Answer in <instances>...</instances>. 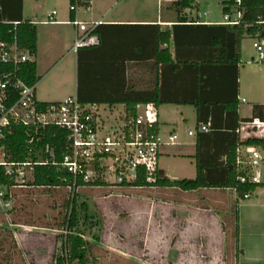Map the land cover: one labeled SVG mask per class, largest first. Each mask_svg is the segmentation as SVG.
I'll use <instances>...</instances> for the list:
<instances>
[{
	"label": "crops",
	"instance_id": "1",
	"mask_svg": "<svg viewBox=\"0 0 264 264\" xmlns=\"http://www.w3.org/2000/svg\"><path fill=\"white\" fill-rule=\"evenodd\" d=\"M83 1L80 0L79 4L83 5ZM89 1V6L83 5L87 13L80 12L78 7L71 11L69 7L57 12L53 22H47L49 13L29 12L26 0H22L20 7L17 0H0L1 21L36 22L35 57L39 78L36 97L39 101L49 103L68 96L78 97L81 88L83 99L102 101L101 104L108 105L112 110L113 107H121L125 111L124 104H111V101L131 89L151 91L158 83L159 92L167 101L158 108V132L164 141H167L169 134H177L174 145L162 146L160 158L173 156L190 159L195 164L197 134L200 129L197 127L198 112L193 102L202 104L201 119L213 117L215 124L223 129L226 125H235L241 119L257 118L264 121V101L256 96L246 95L242 89L243 43L247 36L241 43L240 63L237 66L228 64L227 59L236 52V48H233L236 45L232 46L233 37L228 30L211 27L227 25L223 23L224 20L211 18L212 15L208 12L194 13L193 6L183 11L182 15L188 21L178 22L179 15L172 6L176 0H158L156 11L149 15H144L141 4L137 6L136 0ZM75 19L87 22L90 26L99 22L98 34H95L101 36V44L74 50V42L82 32L71 23ZM160 32L170 33V42L158 48ZM167 48L172 61H168L165 56L157 64L158 52ZM228 49L229 53L225 52ZM252 60L255 61L254 56ZM235 97L238 100L237 112L223 110L224 105ZM167 111L173 116L169 117ZM189 112L192 113V128L185 125L189 123ZM189 131L194 134L190 135ZM252 135L264 137L256 130L252 131ZM220 145L222 144L218 145V157L223 156L220 154L223 153V146ZM159 168L170 178L163 166L159 165ZM261 183L264 184L262 179ZM209 190H220L227 198L226 201H219L216 197L206 196L215 208L207 204L208 199L203 206L198 204L203 221L218 214V207L229 204L231 196L233 200H237L236 191L231 188H201L191 192ZM257 192L264 193V186L258 187L252 194ZM250 198L251 196L247 199ZM203 199L205 200L204 197ZM190 211L195 212L193 209ZM216 219L218 220V216ZM239 229L238 242L242 247H238L240 251L237 249L236 264L264 263V242L250 244L245 241L241 215ZM198 232L201 234L199 238L189 233L184 236L185 240H179L178 247L174 243L170 246V264H218V254L222 255V251L216 244L211 245L208 229ZM142 261L139 262L151 264L149 261Z\"/></svg>",
	"mask_w": 264,
	"mask_h": 264
},
{
	"label": "rangeland",
	"instance_id": "2",
	"mask_svg": "<svg viewBox=\"0 0 264 264\" xmlns=\"http://www.w3.org/2000/svg\"><path fill=\"white\" fill-rule=\"evenodd\" d=\"M136 1L137 6L141 4L144 15L158 7V0ZM224 1L228 0H197L192 10L201 14L208 12L211 18L223 21ZM70 6V0H26L27 10L31 13L60 12ZM75 6L80 12L87 13L83 5L77 3ZM256 40L245 37L241 84L246 95L264 101V61H259L253 47ZM120 115L124 116L125 111L113 107L111 120ZM167 115L173 116L170 111ZM187 117L189 123L185 125L192 128V113L189 112ZM262 155L264 157V150ZM159 165L172 179L194 178L197 172L196 164L190 159L162 156ZM257 171L264 181V160ZM73 194L74 190L65 187L15 190L13 208L0 211V264H57L58 256L65 257V264H78V261H71L67 243L74 234L82 235L87 242V264H141L139 261L142 260L151 264H170L168 251L173 243L178 247L179 240H185L184 236L192 233L199 238L198 231L207 229L211 245L216 244L222 251V255L218 254V264H236L237 249L242 247L236 237L237 208L243 220L245 241L250 244L264 242V193H254L250 199H240L238 204L231 196L229 204L219 206L218 214L204 221L200 218L198 204L203 206L208 199L206 196L226 201L224 192L103 186L80 189L75 197ZM207 204L215 208L209 199ZM73 207L78 215L75 227L70 226ZM192 209L195 212L190 211Z\"/></svg>",
	"mask_w": 264,
	"mask_h": 264
},
{
	"label": "built area",
	"instance_id": "3",
	"mask_svg": "<svg viewBox=\"0 0 264 264\" xmlns=\"http://www.w3.org/2000/svg\"><path fill=\"white\" fill-rule=\"evenodd\" d=\"M240 3L241 0H237V6ZM82 4L89 6L90 1L84 0ZM75 5L70 6L71 11L77 9ZM237 6H234V11L224 14V24H240L243 12ZM56 14L57 10H53L46 21L53 22ZM10 23L13 26L11 39L0 36V65L7 68L0 71V143L13 133L15 127H25L29 144L36 143L31 147L32 152L43 140L40 133L49 127L63 129L66 139L61 161L56 148L49 143L35 151L38 159L28 157L23 161L11 160L5 147L0 146V166L12 181L10 185H0V211L13 208L14 191L17 189L48 188L31 184L37 165H61L67 170L71 177L67 185L52 188L74 190V197L77 191L84 188L129 186L140 174H144L149 182L155 181L162 146L174 145L177 140V134L171 133L164 141L156 130L158 108L153 104H139L136 116L127 117L125 113L111 120V107L108 109V105L101 103L81 102L77 96L42 103L36 97V83L29 84L21 76L22 64L36 62L35 54L19 43L17 29L22 22ZM71 23L82 31L74 42V50L100 44L98 35L93 33L99 22L90 26L75 19ZM263 41L257 39L253 44L260 62L264 61ZM209 129V123L200 127L202 132ZM253 130L264 135V121L255 118L242 122L237 132L245 140L253 136ZM189 134L194 132L189 131ZM263 160L261 147L239 145L237 166L248 172L247 177L242 176L240 181L260 183L257 169ZM250 196L251 193L245 194L244 199Z\"/></svg>",
	"mask_w": 264,
	"mask_h": 264
},
{
	"label": "trees",
	"instance_id": "4",
	"mask_svg": "<svg viewBox=\"0 0 264 264\" xmlns=\"http://www.w3.org/2000/svg\"><path fill=\"white\" fill-rule=\"evenodd\" d=\"M80 0H70L72 6L79 3ZM19 7L22 5V0H17ZM196 0H176L172 3L173 8L177 12L178 22H186L187 17L183 16V11L188 8H192ZM1 5V2H0ZM224 13L232 12V7L237 6V0H228L223 2ZM239 10L243 12L241 22L238 25H218L211 26L212 28L228 30L233 37V48H236V52L232 57L227 59L228 64L237 66L241 61V43L245 36L256 38L258 40H264V0H241ZM18 26L17 33L19 36V43L22 48L27 49L31 53L37 52V28L36 25L31 23V20L22 21ZM12 24L9 22H3L0 20V36L9 40L12 37ZM98 26L94 29L93 33L98 34ZM100 44H101V36ZM170 42V33L160 32L158 38V48L162 44ZM225 52L229 53V49ZM224 52V53H225ZM168 61H172V56L169 48L160 50L157 56V64H159L163 57ZM224 59V58H223ZM231 61V62H230ZM7 69L6 66L0 65V71ZM21 76L29 83H37L39 78L37 76L36 62H28L22 64ZM78 98L81 102H95L103 103L102 101H90L81 97V88L78 91ZM159 92L158 83L156 88L151 91H135L128 90L120 98L111 101V104H124L125 113L127 117L136 116V107L139 104H153L156 108H159L162 104L166 103ZM198 112V124L200 129L202 124L210 125L208 132L199 131L197 134V153L194 156L196 160V176L194 178L184 179H170L164 171L160 168L156 171V180L149 182L144 174H140L139 178L129 186L133 187H170L177 188L183 191H195L201 188H223L234 189L237 195V204L240 199H244L245 194L253 193L260 186L264 184L253 183L250 181L241 182L242 176L247 177V171L242 170L237 166V148L241 146H258L264 149V137H249L245 140L240 138V134L237 132L241 127L242 122L253 121V118L238 120L235 125H226L218 127L212 118L201 119V106L200 102H193ZM238 100L235 97L233 101L224 105L223 110L227 112H237ZM158 129V123L156 130ZM40 135L43 137L42 142L37 143L36 150H41L47 143L55 147L58 154V160H62V154L64 152V145L66 139V132L63 129L57 127H49L42 131ZM28 135L25 127H15L11 135L0 143V146H4L8 157L11 160L23 161L28 157L38 159L39 156L35 151H31V147H34L36 143L29 144ZM223 146V156L218 157V145ZM220 158V159H218ZM71 180L70 174L61 165H37L34 175V180L31 183L34 186H44L52 188L53 186H65ZM12 181L9 177L5 176L3 167L0 166V185H10ZM85 204V203H84ZM77 209L73 207L71 214L70 226L75 227L78 224ZM236 237L237 242L239 240V210L236 209ZM86 221V219H85ZM69 254L71 261H78V264H87V242L84 241L82 235L74 234L68 239ZM240 251V249H238ZM57 264H65V257L58 256ZM264 264V263H256Z\"/></svg>",
	"mask_w": 264,
	"mask_h": 264
}]
</instances>
